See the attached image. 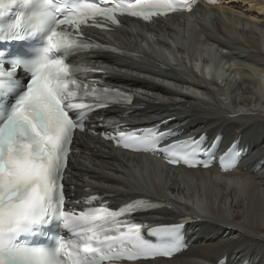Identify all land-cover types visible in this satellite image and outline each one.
<instances>
[{
  "label": "snow or ice",
  "instance_id": "1",
  "mask_svg": "<svg viewBox=\"0 0 264 264\" xmlns=\"http://www.w3.org/2000/svg\"><path fill=\"white\" fill-rule=\"evenodd\" d=\"M193 2L111 0L112 6L105 7L87 0H0V41L27 45L16 56L0 49V264H123L176 253L179 238L171 233L178 225L154 229L160 237L152 243L140 232L151 225L128 219L151 207L150 201L137 199L117 209L87 207L79 213L65 208L68 157L77 131H87L86 110L115 101L113 93L128 96L82 83L79 73L99 69L67 61L101 47L83 38L81 26L89 21L98 27V18L118 26L122 15L151 21L192 11ZM103 135L117 148L159 154L160 133ZM165 150L174 153L166 157L169 164L198 166L176 142ZM41 235L47 242H34Z\"/></svg>",
  "mask_w": 264,
  "mask_h": 264
},
{
  "label": "bare ground",
  "instance_id": "2",
  "mask_svg": "<svg viewBox=\"0 0 264 264\" xmlns=\"http://www.w3.org/2000/svg\"><path fill=\"white\" fill-rule=\"evenodd\" d=\"M226 5L199 7L185 31L165 25L161 41L152 46L160 49L158 55L170 58L166 64L189 84L168 74L135 73L139 66L123 60L109 59L106 65L114 72L109 82L134 89L149 104L130 119L169 118L171 124L207 138L220 135L222 146L238 139L239 147H247L246 169L238 177L212 170L168 174L141 159H129L135 163L130 166L122 159L99 164L77 159L72 166L76 185L92 182L115 188L119 198L135 190L149 191L170 209L157 217L198 216L200 221L187 229L194 246L167 264H216L224 258L226 264H264V167L256 169L264 158V0H227ZM231 61L238 79L225 80L224 90L217 77ZM165 196L175 201L167 203Z\"/></svg>",
  "mask_w": 264,
  "mask_h": 264
}]
</instances>
